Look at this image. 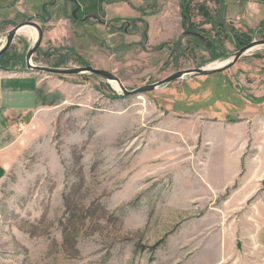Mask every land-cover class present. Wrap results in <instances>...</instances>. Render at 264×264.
Segmentation results:
<instances>
[{"label":"rangeland","instance_id":"obj_1","mask_svg":"<svg viewBox=\"0 0 264 264\" xmlns=\"http://www.w3.org/2000/svg\"><path fill=\"white\" fill-rule=\"evenodd\" d=\"M177 1L179 10L167 3L182 22L169 39L180 42L177 50L159 38L143 44L142 25L136 34L123 22L112 23L120 29L72 24L69 7L57 5L49 9L52 21L33 62L85 65L69 56L72 49L133 90L178 71L225 64L264 39V22L256 26L238 19L239 12L226 14V0ZM42 7L30 0L25 11L30 18ZM17 16L9 21L20 22ZM186 30L206 39L181 37ZM23 33L0 57L1 66L26 68L36 38ZM4 43L0 34V48ZM38 74L51 82L50 98L18 122L16 149L0 183V264H230L264 245V171H257L264 157L246 145L242 168L234 164L223 173L238 144L228 148L222 131L224 120L238 122L250 111L228 91L229 83L253 101V115L264 117V46L222 73L138 96H121L117 83L92 74ZM191 80L212 96L193 104L182 99L172 109L173 92H183ZM250 159L256 170L249 171Z\"/></svg>","mask_w":264,"mask_h":264},{"label":"crops","instance_id":"obj_2","mask_svg":"<svg viewBox=\"0 0 264 264\" xmlns=\"http://www.w3.org/2000/svg\"><path fill=\"white\" fill-rule=\"evenodd\" d=\"M28 1L30 0H15L12 4L2 5L0 0V23L3 20H7L8 24L6 28H4L6 24L2 26L0 33L2 36H6V33L13 28L14 23H11L9 20L17 16L18 12L29 17V13L25 11ZM48 1L50 0H41L42 3ZM226 1V14H231L233 16L234 13L239 12L242 15H236L238 19L254 22L256 26H260L262 22H264V3L260 0ZM168 2L172 7L178 8V10L180 9L177 3L179 1L177 0H102L103 4H101V7L106 17L114 21V23L140 18L149 27L151 39L155 40L159 38L160 41L164 40V42H171L169 41L170 37L178 33L179 25L182 24V22H179L180 19L177 17V11L173 14L168 11ZM229 3L231 4L229 5ZM239 3L243 5L240 9L237 8L238 5H241ZM83 5L85 7V12H89V10L93 9L88 0H85ZM155 7H157L156 11ZM17 17H19L18 19H20V21L27 18ZM172 18L178 21V23L170 24ZM180 27L182 29V25H180ZM49 83L51 82H49L47 78L42 77L37 72H29L26 68L13 69L0 65V183L7 176L8 162L16 149L18 122L20 123L30 118L34 112L42 110L44 104L48 101L49 91L47 90V85ZM229 84V86L225 85L228 91L232 93L234 97H238L239 99L242 98L241 100L246 102L245 110L250 111L242 113L238 119L240 121L238 122L232 123L231 120H224L227 127L224 126L222 131L226 136L225 140L227 141V147L229 148L232 142H236L238 146L233 153L227 154L224 161L226 169L223 170V173L229 171V167L234 166V164L242 168L247 153L246 145L254 147L253 149L257 151L256 156H260L261 158L264 157V143L259 144L260 148H257L258 142H264V117L253 115L256 112L253 101L241 95L240 92L235 91L232 87L233 84ZM193 86L194 80H191L190 85L185 87L183 92H173V98L176 100H174V103L172 100L173 105H170V107L172 109L176 108L182 99L189 104H193L197 100H207L212 96L209 90H199V86ZM188 88L191 89L190 92L187 91ZM178 112L181 111L179 110ZM186 113L187 112L184 114ZM197 114L206 115V113L202 112ZM248 161L250 162L249 165H247L249 171L256 170L255 166L257 165H254L251 159ZM259 167L260 168L257 170L258 173L263 172L264 161L260 163ZM242 202L243 201H241V203ZM262 244L263 243L256 244V249L251 251V255L242 257L239 254L231 263L264 264V245Z\"/></svg>","mask_w":264,"mask_h":264},{"label":"water","instance_id":"obj_3","mask_svg":"<svg viewBox=\"0 0 264 264\" xmlns=\"http://www.w3.org/2000/svg\"><path fill=\"white\" fill-rule=\"evenodd\" d=\"M45 5H43V11L45 12ZM26 28H31L36 31V40L33 46L28 50L26 53V69L29 72H37V73H43V74H48V75H61V76H73V75H83V74H92L99 76L108 82H115L118 84L119 88L122 91V95L124 97H129V96H138L150 92H155L156 90L167 86L175 81H180L184 79H189V78H194V77H205V76H210L218 73H222L224 71L229 70L232 68L234 65H236L239 60L245 56L247 53L250 51L264 46V39L263 40H254L249 44H246L243 46L241 49H239L233 57L228 60L223 66L220 67H215V68H197V69H189V70H182L175 72L171 74L170 76L166 77L165 79L145 85L133 90L127 89L122 81L113 73L107 71V70H102V69H97L91 66L88 67H75V68H52V67H47V66H42V65H37L34 64L33 58L34 55L38 52L40 47L42 46L43 43V38H44V32L39 24L33 21V18H29L26 21H23L19 25L13 27L11 30H9L6 33L5 36V43L3 46L0 48V57L5 55L12 45L14 44V41L16 40V37L19 35L20 31ZM186 35H192L195 37L203 38L202 34L197 33V32H189Z\"/></svg>","mask_w":264,"mask_h":264},{"label":"flooded vegetation","instance_id":"obj_4","mask_svg":"<svg viewBox=\"0 0 264 264\" xmlns=\"http://www.w3.org/2000/svg\"><path fill=\"white\" fill-rule=\"evenodd\" d=\"M83 1H85V0H83ZM88 1L90 3V6L93 9L89 10V12H85V7L82 4L81 0H50L48 2L43 3V5L46 4L45 12L43 11V7H42V10L40 12H38V13H36L34 15H31L30 18H33V21L41 26V28H42V30L44 32V36H45V30H46L44 26L48 25L52 21V15H51L49 9L54 8L57 5L62 7L63 8L62 10H65L66 7H69V9L71 10L69 22H71L72 24H86L88 22H95L97 25H100V26H103V27H107V28H111V29L113 27H116V29L122 28V26H119V27L118 26H113L112 27V25H113L112 23H114V21L108 20L109 21L108 22L106 19H104L102 17V16H106L105 13H104L103 8L101 7V5L98 4L102 0H88ZM59 2H61V3H59ZM97 6H99L100 8H97ZM28 19H29V17L25 18L23 21H26ZM6 21L7 20H3L0 23V33H1L2 26L7 23ZM23 21H20L18 23L15 22L13 27L19 25ZM110 24H111V26H110ZM122 24L127 26V27H132L133 29L137 30L136 34L140 33L139 25L145 26V29L143 30V34L141 35V37H142V39L144 41L143 44L144 43H146V44L150 43V41H151V38H150V35H149L150 29L144 23V21L142 19L134 18L131 21H126V22H123ZM123 29H124L125 32H128V29H126V27H124ZM189 32H196V31L186 30V31L182 32V34H181L182 36L181 37L192 36V35H186ZM197 33H199V32H197ZM202 37H203V39H206V37H204V36H202ZM165 43L168 44L169 46L173 47L175 50H177L179 48V45H180V42L173 43L171 41V42H165ZM143 47H144V50H145V46L144 45H143ZM29 49H30V47H29ZM28 50H27V52H28ZM69 54H70L69 56H72V55L76 56V58H77L79 63L85 64V65L79 66V67H88V66L94 67L90 63H84L83 59L81 58V55L76 53L74 50L69 49ZM25 58H26V54H25ZM61 60H62V62H64V57H61ZM24 63H25V67H26V62H24ZM47 67L60 68V67H63V64H58V65H55V66H47ZM94 68H96V67H94ZM97 69L106 70L104 68H97Z\"/></svg>","mask_w":264,"mask_h":264},{"label":"bare ground","instance_id":"obj_5","mask_svg":"<svg viewBox=\"0 0 264 264\" xmlns=\"http://www.w3.org/2000/svg\"><path fill=\"white\" fill-rule=\"evenodd\" d=\"M31 28H26V29H23L22 31H20V33L19 34H24L23 32H25L26 34H31V35H34L35 36V38L37 37V35H36V31H32V32H30L29 30H30ZM31 30H34V29H31ZM257 49V48H256ZM226 63V62H225ZM224 64L222 63L221 65H219V64H214V65H211L210 66V68H215V67H220V66H223ZM209 68V67H208ZM116 86V85H115Z\"/></svg>","mask_w":264,"mask_h":264},{"label":"trees","instance_id":"obj_6","mask_svg":"<svg viewBox=\"0 0 264 264\" xmlns=\"http://www.w3.org/2000/svg\"><path fill=\"white\" fill-rule=\"evenodd\" d=\"M186 15H187V12L186 11H184V15H183V18H184V22L186 21Z\"/></svg>","mask_w":264,"mask_h":264}]
</instances>
